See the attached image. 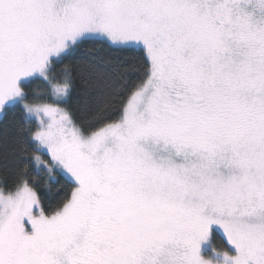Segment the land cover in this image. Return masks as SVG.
Returning <instances> with one entry per match:
<instances>
[{"label": "snow or ice", "instance_id": "1", "mask_svg": "<svg viewBox=\"0 0 264 264\" xmlns=\"http://www.w3.org/2000/svg\"><path fill=\"white\" fill-rule=\"evenodd\" d=\"M0 264H264V0H0Z\"/></svg>", "mask_w": 264, "mask_h": 264}, {"label": "trees", "instance_id": "2", "mask_svg": "<svg viewBox=\"0 0 264 264\" xmlns=\"http://www.w3.org/2000/svg\"><path fill=\"white\" fill-rule=\"evenodd\" d=\"M30 87L32 89H34L37 92V94H42L45 92V86L41 81H33ZM37 102L38 103H46V102H50V101L39 100ZM40 179H41L40 194L45 197V205L46 206L51 205L52 207H55L56 200L58 199L57 186L52 185V191L48 192L44 186L43 174H41ZM211 240H212V243L215 244V246L218 249L224 243V240L219 235H213Z\"/></svg>", "mask_w": 264, "mask_h": 264}, {"label": "flooded vegetation", "instance_id": "3", "mask_svg": "<svg viewBox=\"0 0 264 264\" xmlns=\"http://www.w3.org/2000/svg\"><path fill=\"white\" fill-rule=\"evenodd\" d=\"M211 246L216 247L215 244L212 243V240H211Z\"/></svg>", "mask_w": 264, "mask_h": 264}]
</instances>
